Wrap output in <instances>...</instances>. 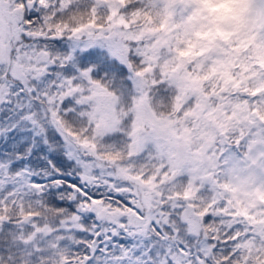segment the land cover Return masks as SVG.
Masks as SVG:
<instances>
[{
    "label": "snow or ice",
    "instance_id": "obj_1",
    "mask_svg": "<svg viewBox=\"0 0 264 264\" xmlns=\"http://www.w3.org/2000/svg\"><path fill=\"white\" fill-rule=\"evenodd\" d=\"M0 264H264V0H0Z\"/></svg>",
    "mask_w": 264,
    "mask_h": 264
},
{
    "label": "rangeland",
    "instance_id": "obj_2",
    "mask_svg": "<svg viewBox=\"0 0 264 264\" xmlns=\"http://www.w3.org/2000/svg\"><path fill=\"white\" fill-rule=\"evenodd\" d=\"M241 50H242V47H241ZM252 54L255 55L256 53L253 52ZM231 65H232V62H229V63L227 64V66L225 67V72H228V71L231 70ZM247 67H249V65H247L244 61H241V62H240V69H241L242 71H243L244 69H246Z\"/></svg>",
    "mask_w": 264,
    "mask_h": 264
}]
</instances>
